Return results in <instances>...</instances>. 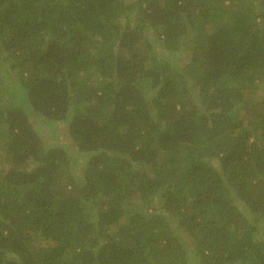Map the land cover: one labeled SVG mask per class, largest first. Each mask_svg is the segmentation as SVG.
<instances>
[{"label": "trees", "instance_id": "trees-1", "mask_svg": "<svg viewBox=\"0 0 264 264\" xmlns=\"http://www.w3.org/2000/svg\"><path fill=\"white\" fill-rule=\"evenodd\" d=\"M0 264H264V0H0Z\"/></svg>", "mask_w": 264, "mask_h": 264}, {"label": "rangeland", "instance_id": "rangeland-1", "mask_svg": "<svg viewBox=\"0 0 264 264\" xmlns=\"http://www.w3.org/2000/svg\"><path fill=\"white\" fill-rule=\"evenodd\" d=\"M191 38V37H190ZM189 48H192L191 46ZM188 48V49H189ZM187 53H184L186 56L184 58V60H182L181 57H179V60H178V63L180 64L181 67H184L185 66V63H186V60L191 58L190 54L191 52L190 51H186ZM38 128H40L42 130V137L45 141L46 144H50L52 146H57L61 141H63V139L57 135L56 133V129L54 131L51 130V132L53 133H50L49 130L46 128V126H41V125H38L37 126ZM64 143V141H63Z\"/></svg>", "mask_w": 264, "mask_h": 264}]
</instances>
